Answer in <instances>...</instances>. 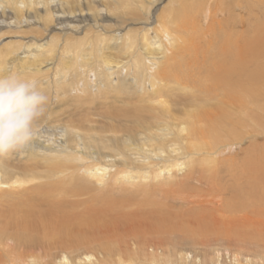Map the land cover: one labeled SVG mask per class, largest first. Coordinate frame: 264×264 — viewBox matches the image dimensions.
Here are the masks:
<instances>
[{
    "label": "bare ground",
    "instance_id": "1",
    "mask_svg": "<svg viewBox=\"0 0 264 264\" xmlns=\"http://www.w3.org/2000/svg\"><path fill=\"white\" fill-rule=\"evenodd\" d=\"M129 1L107 0L104 3L109 11L116 12L121 6L127 9L133 6V0ZM139 1L133 2L136 5L134 9ZM189 1L197 2L198 14L206 11L202 13L205 18L207 13L212 18L232 13L224 6L225 0H211L212 7L206 0H186L181 2L180 7L188 8ZM240 1L232 2V8L241 11L243 6ZM256 1L249 0L247 8L259 7ZM143 2L142 6L146 7L142 9L147 11L153 1ZM79 3L80 0H0V9L2 15L9 10L13 16L9 27L38 26L43 30L52 26L56 19L58 25L68 22L65 20L67 16H73L74 8L82 13ZM84 8L89 13L96 12L91 4L87 3ZM179 10L177 17L182 13V9ZM189 11L186 19L191 17L194 23L196 16ZM56 12L60 16H56ZM81 15L77 17L84 21L85 17ZM92 19L93 29H99ZM217 23L222 28L223 25ZM181 26L185 27L184 24ZM69 27L57 29L53 26V34L43 39L17 33L14 39L10 37L4 44L0 43V75L9 72L20 74L37 80L39 85L46 80L42 78L55 72L53 80L56 88L50 91L55 92L51 96L54 102L85 94L90 77L105 78L111 83L108 82L110 86L105 90L115 95L113 100L117 104L129 102L119 100L117 95H146L142 102L137 103L147 106H140L137 114L132 106V112L129 109L112 111L110 115L77 121L83 122L81 124L73 122L47 129L41 126V136L31 146L14 153L26 160L22 167L11 169L7 159H0V264H264V224H258L257 228L253 224L243 233L236 232L243 235L241 238L233 239L234 234L229 237L223 233L215 238L205 236L200 240L197 238L200 228L193 231L177 221L171 225V221L153 206H144L139 213H128L129 220L117 218L114 222L102 220L93 223L90 222L91 216H84L86 211L81 215L74 212L80 204L76 201L93 192H99L100 196L116 193L122 197L172 195L174 192L167 191L186 185L174 180L183 170L187 181H206L205 173L197 168L206 163L215 164L217 158L231 154L238 143L241 144L237 141L240 137L237 130L243 128L245 120H251L255 115L254 118L261 120L264 128V47H225L200 71V78L195 75L192 80L179 78L180 71L175 70L178 64H171L169 41L182 40L173 33L161 30L166 43L155 45L159 42L158 37L144 27L141 30H126L116 39H108L109 31L105 27L96 32V36L85 33L82 38L79 37L80 40L69 33L73 26ZM66 33L73 39L71 36L67 38ZM57 35H62V41L57 40ZM138 35H141L140 42ZM149 35L152 41L150 37L146 38ZM153 38L156 39L154 42ZM229 39L231 41L232 38ZM82 47L96 51L94 58L98 64L95 67H85L83 62L86 61L81 62L78 58L76 52L83 51ZM133 47H138L134 54L127 52ZM160 49H163V55L157 53ZM254 49L262 61L257 58L251 60V56L256 54ZM123 52L129 53L128 57H124L128 58L126 63L112 57V54L117 56ZM126 66L132 71V76L127 74ZM118 68H121L123 78L117 85L115 74ZM71 69H80L82 77L77 71L73 74L66 72ZM85 72L88 74L83 77ZM150 89L151 93L146 94L145 91ZM41 90L48 96L46 90ZM91 93L88 91L86 95ZM162 98H168L169 102L166 100L164 103L170 106L165 104L168 107L163 105L159 108L153 105L154 101ZM172 107L177 109L172 110ZM253 108L261 115H256ZM112 116L120 118L111 123ZM47 119L48 113L43 123H47ZM262 150L261 157L250 160L242 171L228 168V176H232L230 181L234 183L227 189L240 207L264 212ZM147 202L153 204L150 198ZM111 208L114 210L115 207ZM90 215L93 213L90 212ZM57 250L61 253L57 254Z\"/></svg>",
    "mask_w": 264,
    "mask_h": 264
},
{
    "label": "rangeland",
    "instance_id": "2",
    "mask_svg": "<svg viewBox=\"0 0 264 264\" xmlns=\"http://www.w3.org/2000/svg\"><path fill=\"white\" fill-rule=\"evenodd\" d=\"M134 1L137 0H133L131 2L133 6L131 5L129 9L136 10V12L134 11L135 14L132 10H129L127 9V7H122V6L118 8V10L116 11L117 13L115 11H109L108 7H106L105 4L107 0H90L87 3L89 5L91 4V6H93L96 11L94 14H92L91 12L90 13L87 12L85 10L86 8H84L85 5L87 4L86 1L80 0L79 5L83 9L82 13H79L78 9L74 8L73 16H67V19L65 20L68 22L61 23L60 25H58V19H56L52 26L50 25V27H46L43 30L38 28V26H33L28 28L9 27L8 23H11L13 21L12 19L13 16H11L9 10H5L4 15H2L1 13L2 9H0V23H1L0 43L4 44L3 42L8 41L10 37L14 39L15 36H17V33H20L21 36L25 35L26 37H31V38L33 37L35 39H43L45 37L47 38L48 36L49 37L51 36L49 34H53L54 31L53 26L57 29L58 27H62L64 29V27L70 28L69 27L70 25L73 26V28L71 29L72 31L69 33H71L73 37H78V38L79 37L82 38V35H84L85 33H91V35L95 34L96 36V32H100L101 31L100 29L107 27V31H109L107 34L110 36L108 37V39L112 37L113 38L118 37L122 32L126 30H130V31L141 30L144 27L148 31L152 30L158 37L159 42H157L155 45L157 44L162 45L166 43L162 33L163 32L166 33V31H168L170 32V34L173 33L175 37L181 38L182 39L181 41H183V42L181 41L178 42V40H176L177 41L176 42L173 41V39L169 41V49L173 52V53L170 52L168 55L171 58V64L172 63H173L172 65L178 64L175 67L176 68L175 70L180 71V72L178 71L180 73L179 78L187 77L192 80H194L196 76H199L200 71L202 69H205L204 67L208 66L212 62L211 59L217 56L218 54H220L221 50L225 49V47H247L249 49H252L253 47H255L256 49L259 47H264V0L263 3L260 4L258 3L262 0L256 1V4L259 7L257 8L255 7L252 9L247 8L248 7L247 5L249 4V0H242L240 1L242 2V6H243L241 11H239V9L235 10L232 8L231 4L235 0H225L224 6L225 7L227 6V9L230 8L231 10H229V12L232 11V13L227 14L228 12H226L225 14H223L224 16H220V17L214 16L213 18L209 13H207L208 16L207 18H205L204 15H202V13H206V11H202V13L199 12L198 14L199 9L196 8L198 6L197 2L189 1L187 2L188 8H181L182 7L181 2L186 0H179V1L152 0L153 2H151L152 4L148 8L150 11L147 9H146L147 11H145L142 9V7H146L145 5L142 6L143 0L139 1V3L137 4L138 8L135 7V9L134 6L136 5L133 3ZM206 3L209 4V6L211 7L213 5L211 0H206ZM119 9L122 10L125 9L126 11L122 12L121 10L119 11ZM173 9L175 12H173ZM179 9H182V13L180 14L179 17H177V13L179 14L180 12ZM128 11H130V13ZM188 11L189 14L190 12H192L191 14H195L196 17L194 23L191 17L189 20L186 19L188 18L186 17ZM138 12H140L141 14ZM122 13H124V15ZM78 14H82L81 17L82 16L85 17L84 21H81L82 18L79 20V18L77 17ZM148 14L149 16H146ZM162 14H167V16L165 15L166 17H164ZM138 15L139 17L136 18V16ZM172 15H175L174 18H172ZM56 16H60V14L56 12ZM92 17L96 21L99 29L96 30L93 29L94 21ZM180 17L181 19H179ZM210 17L212 19H210ZM217 17L218 19H216ZM164 19L166 20V22ZM169 20H172L170 21L172 22V24L169 23ZM215 20L217 22H220L221 25H223L222 28H220L221 26H219V24ZM213 21L216 23H214ZM180 24L181 25L184 24L185 27L181 26ZM143 25H145L146 27ZM209 25L211 26V28L209 27ZM176 26L177 29L178 28L180 29L179 31L176 29ZM205 26H208V28H206ZM181 27H183L184 30ZM186 28L189 29L187 30ZM48 29L49 31L46 32V30ZM220 29L223 30L221 31ZM161 30L163 31L162 33ZM61 36L62 35H57V40L62 41ZM70 36L71 35H68V33H66L67 38H70ZM72 36L71 38L73 39ZM138 36H139L138 42H140L141 35ZM171 36L173 38V35ZM149 37L150 40L152 41L151 35L147 36L146 38L148 39ZM229 37L232 38L231 39L232 42L230 41ZM76 40H80V38ZM154 40L156 39L153 38V42ZM2 44H0V49L2 48L1 47ZM138 46H140V44ZM171 47L173 49H171ZM137 48L138 47H133L132 50H129L127 52H131L132 54H134ZM82 49L83 51L76 52L78 58L81 60V62H83L84 60L86 61L83 62L85 67L87 65H90L91 67H95V65L98 64V60L94 58V56H96L97 54L96 51L87 50L86 47H82ZM255 52L256 54H254V56H251V60L252 59L255 60L257 58L258 61H262V58L260 57V55L258 57L257 51L254 49V53ZM157 53L159 55H163L164 54L163 49H160V51ZM248 54H250V51ZM112 55L114 60H122L121 61L122 63H126L128 58L125 59L124 57H128L129 53L123 52V54H117V56H115L116 54H112ZM52 56L53 54L50 57ZM249 66L252 67L253 65H249ZM126 69H127L126 70L127 74L132 76V71L128 69L127 66ZM74 71H77V73L82 77L80 69L66 70V72H69L71 74H73ZM54 73L55 72L49 73L47 77L41 79V80L46 79L45 82H43L45 84L43 83L39 84L40 89L46 90L48 92V97L50 101L49 109H48V119L46 120L47 123L45 122L43 123V121H42L43 124L41 123L43 129L44 128L47 129L50 126L73 124V122L74 124H81L83 122L81 121L77 122V121L87 117L95 119L99 115H110L112 111L121 112L123 110L129 109L132 112L134 110V107H135V112L137 114V110L139 109L140 106L143 107L147 106L145 104L137 103V102H142V99L146 95H137V97L136 96L129 97L126 96L125 94L117 95L116 98H118L119 100L129 101V102L122 101L123 102L122 104H117L115 100H113V97H115V95L112 92L110 94L108 89L105 90L106 87L109 88L110 85H108V82L110 83V81L106 80L105 78H103L102 80L101 78L97 77L99 79L98 80L94 78V76L88 79L89 83L86 84L85 94L80 93L77 96H68L67 97L68 100H60L59 102L56 101L54 102L51 100V96H53L52 93L55 92H50L52 91L53 88H56L53 80ZM86 74L88 73L85 72L83 77H85ZM122 78H123V72L121 68H118L115 74V81H116L115 83L118 85L120 79ZM65 87L69 89L68 86ZM88 91H92V93L86 95ZM145 93L150 94L151 89L145 91ZM166 100L168 103L169 102L168 98H166L165 100L164 98H162L160 100H157V102L154 101L153 105L159 108L163 105L164 107H168L166 105L169 104L164 103ZM171 109L176 110L177 108L172 107ZM252 110L256 115L258 114L261 115V113L256 111L255 108H253ZM131 112H129V114H131ZM254 117L255 115L252 116L251 120L250 119L245 120L246 122L245 124H243V128H239L237 130V133L240 136L238 138L239 140L237 139V141H241V144L238 143V146L234 149V151L231 154H225L222 157L217 158L215 164L206 163L197 168L199 169V172L205 173V175L207 176L206 181H201V180L187 181L186 177H184V175L186 176V174L183 170L182 172H179L177 174V178L174 180H177L179 182H185L186 185L176 188L172 191H167V192H174L172 193V195L160 196L159 194L156 195V197H153V196H149L148 194H141L138 195L137 197H131V196L122 197L116 193L115 194L113 193L107 195L108 196L107 197L106 195L100 196L98 194L99 192L98 193L93 192L95 194L93 193L85 194L86 196L81 197L79 200L76 201L81 205L79 204L80 207L78 206V208L74 209L75 214H80V215L85 214L86 211V214L84 216L85 217L86 215L91 216L92 218L90 222L93 223H98L102 220L114 222L117 221V218L129 220L128 213L129 214H132L134 212L139 213L138 211H140L142 207L147 206L146 208H152L151 206H153L154 208L159 209V211H161L162 214H164V218L169 219L171 221V225L175 221H177L183 225L188 226L193 231H196L197 229L200 228V230L197 231V232L201 231L200 234H198L197 236L198 239L204 238L205 236L207 238H213V237L215 238L216 235L217 236L220 234L223 235V233H227L229 237L232 236V234H234L236 237L233 236V239L243 237V235L241 234L238 235L237 233L240 232L243 233L245 230L248 229L249 226L253 224L256 225V228L258 224H264V212L263 210L260 211L253 210L251 208H244L243 206L240 207V205H238L237 200L233 198L232 193L230 192V190L227 189L234 183V181H230V177L232 176H228L230 175L229 173L230 171H228L229 170L228 168L234 167L233 169L238 168L236 170L240 169V171H242L241 169H243V167L247 168L248 162L250 160H255L256 158L261 157L263 152L262 149H264V128H262V121L257 120V118L255 119ZM110 118L112 120L111 123H115V121H118L120 116H117V118L115 116H112ZM247 121H249V123ZM182 135H184V133ZM0 159H7L9 161V165L11 169H15L16 166L22 167V165H24L26 161L22 157L21 158L17 157V155H14V153L8 157L0 158ZM244 160L246 161L244 162ZM241 161L243 164L241 163ZM225 162H227L232 166H229ZM212 170H214L213 172H215L216 176L215 174H212L213 173L211 172ZM211 175L212 177H210ZM222 175H224L225 177L223 178ZM196 176L198 177L199 175ZM80 195L81 194H79V196ZM110 197L113 198L110 199ZM148 198H150L153 204L150 205L147 202ZM233 199L235 201L230 202L233 201ZM181 201H185L186 203ZM111 207H115L114 210ZM90 212L91 214L93 213V215L95 216L90 215ZM67 216L68 218H70L69 214H67ZM244 224L247 226V227L245 226L246 228L244 227ZM242 227L245 229H242ZM239 228H241L242 230H240ZM202 232H204V235H201ZM57 249H60V247ZM59 253H61V250H57V254Z\"/></svg>",
    "mask_w": 264,
    "mask_h": 264
},
{
    "label": "clouds",
    "instance_id": "3",
    "mask_svg": "<svg viewBox=\"0 0 264 264\" xmlns=\"http://www.w3.org/2000/svg\"><path fill=\"white\" fill-rule=\"evenodd\" d=\"M49 103L37 80L11 72L0 75V158L31 146Z\"/></svg>",
    "mask_w": 264,
    "mask_h": 264
}]
</instances>
